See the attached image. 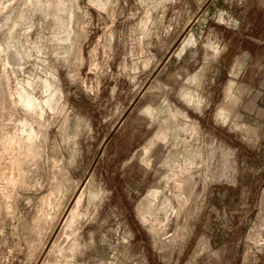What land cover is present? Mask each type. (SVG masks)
I'll return each mask as SVG.
<instances>
[{
  "label": "rangeland",
  "instance_id": "1",
  "mask_svg": "<svg viewBox=\"0 0 264 264\" xmlns=\"http://www.w3.org/2000/svg\"><path fill=\"white\" fill-rule=\"evenodd\" d=\"M0 44V264H264V0H0Z\"/></svg>",
  "mask_w": 264,
  "mask_h": 264
},
{
  "label": "bare ground",
  "instance_id": "2",
  "mask_svg": "<svg viewBox=\"0 0 264 264\" xmlns=\"http://www.w3.org/2000/svg\"><path fill=\"white\" fill-rule=\"evenodd\" d=\"M62 3V2H61ZM58 7V6H57ZM60 8V7H59ZM60 10V9H59ZM61 11V10H60ZM1 45V44H0ZM212 45V44H211ZM1 47V46H0ZM1 50V49H0ZM218 54V53H217ZM52 76H53V74H52ZM54 77V76H53ZM53 79V78H52ZM50 81V80H49ZM54 82V81H53ZM52 86V84L51 83H49L48 81H45V83H44V87H46L47 89L49 88L50 89V87ZM20 88V87H19ZM21 89V88H20ZM19 89V90H20ZM230 89V88H229ZM47 91V90H46ZM51 91V90H50ZM52 92V91H51ZM54 92V91H53ZM31 93V92H30ZM48 93V92H47ZM188 93V92H187ZM51 95V94H50ZM53 95V94H52ZM49 96V95H48ZM195 96H198V95H195ZM38 97V96H37ZM189 97V96H188ZM20 98V99H19ZM42 98V97H41ZM44 98V97H43ZM18 99L19 100H21V104H22V106L25 108V109H32L33 110V108L37 105V106H39L38 105V100H40V99H36V97H34L33 95H31V94H23L22 92H20L19 93V97H18ZM194 99V98H193ZM200 99V98H199ZM41 100H43V99H41ZM187 101V100H186ZM188 101H192V98L190 97V98H188ZM19 102V101H18ZM45 104H49L50 102H51V97L49 96V97H47V98H45V100L43 101ZM196 103V105H198V102H195ZM199 104H201V103H199ZM46 106V105H45ZM228 108V107H227ZM2 109V108H1ZM36 109V108H35ZM41 110H42V108H41ZM39 111H40V107H39ZM227 111H228V109H227ZM1 112H3V111H1ZM4 112H6V111H4ZM178 112V111H177ZM225 112H226V109L225 108H221L219 111H218V113H217V116L219 117V118H221V119H225V117L226 116H224L225 115ZM14 113V112H13ZM42 113V112H41ZM1 114V113H0ZM7 114V113H6ZM183 115H185L184 114V112L182 113ZM181 114V115H182ZM156 115V114H155ZM0 116H2V114L0 115ZM3 119V118H2ZM227 119V118H226ZM15 121V120H14ZM4 123V122H3ZM23 123V122H22ZM21 124V123H20ZM24 125H25V123H24ZM8 128H9V126H7ZM24 127V126H23ZM7 129V128H6ZM25 129H27V128H25ZM29 130H31V128H29ZM14 131H15V129H14ZM21 131H22V129H21ZM3 133V132H2ZM27 133V132H26ZM25 134V133H24ZM3 135H4V133H3ZM27 136H28V138L30 139L31 138V136H32V134H31V131L28 133V134H26ZM2 137V136H1ZM7 138V137H6ZM21 138H23V140H24V137H21ZM27 138V137H26ZM26 138H25V140H26ZM1 140V139H0ZM10 140H11V142L14 140V138H10ZM28 140V139H27ZM16 142V141H15ZM13 143V142H12ZM5 145H6V143H5ZM13 146V145H12ZM16 146H14V148H15ZM9 150H11V149H9ZM8 150V151H9ZM2 156V155H1ZM3 159H5V158H3ZM14 159V158H13ZM3 161V160H2ZM9 163H11V162H9ZM17 163V162H16ZM15 163V164H16ZM1 165V164H0ZM12 166V165H11ZM10 167V166H9ZM2 169V168H1ZM14 169H16V167L14 168ZM2 171V170H1ZM13 173V172H12ZM171 173V172H170ZM13 175V174H12ZM16 175V174H15ZM9 176V175H8ZM4 177V176H3ZM3 177H1L2 179H3ZM6 177V176H5ZM9 177H11V176H9ZM186 177V176H185ZM181 178V177H180ZM176 179V178H175ZM5 180H8V179H5ZM174 180V179H173ZM10 182V181H9ZM177 182V181H176ZM183 182V181H182ZM182 182H181V184H182ZM4 183H6V182H4ZM7 183H8V181H7ZM189 183V182H188ZM9 185V184H8ZM190 185V184H189ZM3 188V187H2ZM177 188V187H176ZM179 189V188H178ZM192 189V188H191ZM72 192V191H71ZM78 192V187H76L75 189H74V191H73V193L70 195L71 197H69V200L66 202V204H65V206H64V209H62V212H61V215H65L67 212H68V214H67V216H66V219L67 218H74V208L77 206V205H79V201H80V197L79 198H77V199H75V194ZM161 192V191H160ZM174 192V191H173ZM154 193V192H153ZM159 193V192H158ZM156 194V193H155ZM82 195H83V193H82ZM90 195V194H89ZM158 195V194H157ZM157 195H155V197L157 196ZM161 195V194H160ZM174 196V195H173ZM90 197H92V195L91 196H89L88 198H90ZM148 197V196H147ZM158 198V197H157ZM190 198V197H189ZM165 199V198H164ZM84 200V199H83ZM48 201V200H47ZM49 201H51V200H49ZM48 204V203H47ZM153 205H154V203H153ZM181 205V204H180ZM179 205V206H180ZM50 207V206H49ZM165 207H167V206H165ZM164 207V208H165ZM171 207V206H170ZM46 208V207H45ZM44 208V209H45ZM77 208V207H76ZM169 208V207H168ZM182 208V207H181ZM43 209V208H42ZM78 209V208H77ZM167 209V208H166ZM51 210V209H50ZM76 210V209H75ZM168 210V209H167ZM176 210V209H175ZM78 211V210H77ZM172 211V210H171ZM48 212V211H47ZM165 212H167V211H165ZM178 212V211H177ZM51 213V212H50ZM166 214V213H165ZM164 214V215H165ZM173 214V213H172ZM175 216H177L176 214L174 215V217ZM181 216V215H180ZM180 216L178 217V218H180ZM184 216V215H183ZM58 217H60V216H58ZM177 218V217H176ZM42 219H43V217H42ZM166 219H168V217L166 218ZM41 220V219H40ZM72 220V219H71ZM60 221V220H59ZM58 221V222H59ZM46 222V221H45ZM178 223H179V219H178ZM67 224V223H66ZM151 224V223H150ZM55 226H56V224H55ZM154 227V226H153ZM63 228V227H62ZM176 229H177V227H176ZM53 230H55V229H53ZM162 230V229H161ZM159 233V232H158ZM165 235V234H164ZM164 238V237H163ZM159 239V238H158Z\"/></svg>",
  "mask_w": 264,
  "mask_h": 264
}]
</instances>
